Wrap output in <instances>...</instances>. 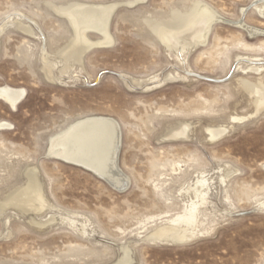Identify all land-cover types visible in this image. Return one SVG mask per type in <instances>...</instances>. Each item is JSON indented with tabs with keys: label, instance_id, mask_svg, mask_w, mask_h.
Here are the masks:
<instances>
[{
	"label": "rangeland",
	"instance_id": "1",
	"mask_svg": "<svg viewBox=\"0 0 264 264\" xmlns=\"http://www.w3.org/2000/svg\"><path fill=\"white\" fill-rule=\"evenodd\" d=\"M82 4L117 5L113 42L66 62ZM201 5L206 43L167 49ZM0 26V88L25 91L0 100V264H264V0H0ZM96 116L119 125L123 189L49 153ZM30 168L47 202L22 214ZM195 202L184 241L153 239Z\"/></svg>",
	"mask_w": 264,
	"mask_h": 264
},
{
	"label": "bare ground",
	"instance_id": "2",
	"mask_svg": "<svg viewBox=\"0 0 264 264\" xmlns=\"http://www.w3.org/2000/svg\"><path fill=\"white\" fill-rule=\"evenodd\" d=\"M198 7L194 15L184 25L174 29L167 27L160 28L158 32L159 39L167 49L179 48L177 50H180V53H184L191 48H197V46L204 42L206 43L217 15L207 6L201 5ZM72 8L65 13L63 12V15L71 21L75 32V39L73 45L69 47V50L63 57L66 62L71 60L80 62L84 54L94 45H99L100 47L112 44L113 37L109 32V24L117 5L94 7L82 4ZM20 29L25 31L22 26H20ZM90 31L97 32L101 35L98 43H93L89 40L88 33ZM48 72H50V69ZM24 96L25 91L23 90L13 89L7 86L0 88V100L8 102L13 108L18 105ZM261 100L264 101V96ZM5 126L7 125H1L0 129ZM120 135L118 123L111 118L97 116L84 118L83 120L75 122V124L63 133L55 136L51 141L49 153L73 165L76 164L83 168H89L107 179L114 187L123 189L126 183H128V180L118 167V154L121 147ZM25 175L28 181L26 187L7 203L21 209V212H30L31 210L41 212L47 201L42 194L38 171L30 168ZM199 183L204 185L205 181L200 180ZM202 193L204 194V192ZM197 209L198 205L195 202L189 208V214L187 213V216L185 214L184 217L172 220L170 226H166V228L157 232L152 236L153 239L160 241L169 240L170 242L184 241L188 236L185 234V231L178 228V225L180 223L186 224L187 226L192 224ZM117 264H128L127 258H123Z\"/></svg>",
	"mask_w": 264,
	"mask_h": 264
},
{
	"label": "water",
	"instance_id": "3",
	"mask_svg": "<svg viewBox=\"0 0 264 264\" xmlns=\"http://www.w3.org/2000/svg\"><path fill=\"white\" fill-rule=\"evenodd\" d=\"M85 169H88V170H90L89 168H86L85 167ZM90 171H92V170H90ZM93 173H95V174H97L96 172H94V171H92ZM99 177H101L102 179H105L103 176H101V175H99V174H97ZM105 181H107L108 183H110L107 179H105ZM111 184V183H110ZM112 185V184H111Z\"/></svg>",
	"mask_w": 264,
	"mask_h": 264
}]
</instances>
